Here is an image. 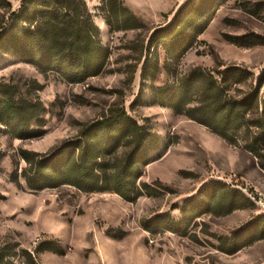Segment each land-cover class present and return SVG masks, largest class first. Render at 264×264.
Instances as JSON below:
<instances>
[{
  "label": "rangeland",
  "instance_id": "1",
  "mask_svg": "<svg viewBox=\"0 0 264 264\" xmlns=\"http://www.w3.org/2000/svg\"><path fill=\"white\" fill-rule=\"evenodd\" d=\"M9 1L13 11L22 2ZM85 2L104 55L101 72L85 82L0 47V86L43 108L41 123L31 126L38 137L20 139L0 123V248L27 250L39 264H264V209L249 196L264 192L248 179L259 161L244 149L246 129L231 146L174 108L199 106L203 78L183 86L200 71L221 82L226 70L240 68L224 79L227 96L257 92L264 100V0ZM110 7L127 8L136 21L120 14L118 25ZM8 16L0 10V24ZM123 112L151 135L137 187L154 192L127 201L70 185L29 188L22 152L63 154L87 126ZM45 243L63 255L37 252Z\"/></svg>",
  "mask_w": 264,
  "mask_h": 264
},
{
  "label": "trees",
  "instance_id": "2",
  "mask_svg": "<svg viewBox=\"0 0 264 264\" xmlns=\"http://www.w3.org/2000/svg\"><path fill=\"white\" fill-rule=\"evenodd\" d=\"M109 9L116 15L118 25L121 24L120 14L136 21L127 8ZM0 10L9 13L0 24V47L13 50L26 63L41 71L58 72L71 83L85 82L101 72L104 55L98 42L99 28L85 0H22L19 9L14 11L9 0H0ZM232 72L238 74L242 70H226L221 82L203 71L200 76L193 74L186 84L199 81L201 77L204 81L199 106L186 110L190 102H185L184 109L174 108L208 127L231 146H237L245 128L244 149L258 159L264 172V100L259 101L257 92L243 100L228 97V87L224 85ZM254 110L259 113L256 120L247 119ZM42 111L41 105L16 100L0 86V123L12 128L18 138L40 136V132L31 126L41 123ZM87 127L83 138L63 154L22 152V158L30 165V176L26 178L30 189L70 185L85 193L114 192L127 201L155 191L142 182L137 187L140 165L146 163L144 155L151 140L144 126L123 112L111 113ZM121 146L129 148L122 158L106 160V156ZM74 147L79 149L78 157L71 156ZM49 245L42 244L37 252L63 255L62 250ZM13 249L0 248V264H39L33 253L27 250L20 254L10 253ZM17 256L21 261L15 260Z\"/></svg>",
  "mask_w": 264,
  "mask_h": 264
},
{
  "label": "crops",
  "instance_id": "3",
  "mask_svg": "<svg viewBox=\"0 0 264 264\" xmlns=\"http://www.w3.org/2000/svg\"><path fill=\"white\" fill-rule=\"evenodd\" d=\"M248 179L251 184L259 191L264 192V172L260 169H256V173H249Z\"/></svg>",
  "mask_w": 264,
  "mask_h": 264
},
{
  "label": "built area",
  "instance_id": "4",
  "mask_svg": "<svg viewBox=\"0 0 264 264\" xmlns=\"http://www.w3.org/2000/svg\"><path fill=\"white\" fill-rule=\"evenodd\" d=\"M250 198L255 201L259 206H261L264 209V196L263 195H258L254 192L249 194Z\"/></svg>",
  "mask_w": 264,
  "mask_h": 264
}]
</instances>
